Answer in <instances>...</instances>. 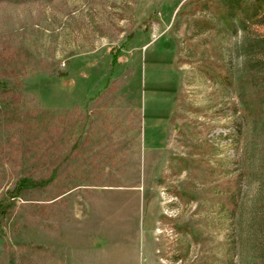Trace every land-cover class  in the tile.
Returning a JSON list of instances; mask_svg holds the SVG:
<instances>
[{
    "label": "rangeland",
    "instance_id": "374dc122",
    "mask_svg": "<svg viewBox=\"0 0 264 264\" xmlns=\"http://www.w3.org/2000/svg\"><path fill=\"white\" fill-rule=\"evenodd\" d=\"M263 72L264 1L0 0V264H264Z\"/></svg>",
    "mask_w": 264,
    "mask_h": 264
},
{
    "label": "trees",
    "instance_id": "16d2710c",
    "mask_svg": "<svg viewBox=\"0 0 264 264\" xmlns=\"http://www.w3.org/2000/svg\"><path fill=\"white\" fill-rule=\"evenodd\" d=\"M257 1V3H259V2H262V1H264V0H256ZM111 54V56H112V61H111V64L113 65L114 63H116L117 62V58H118V53H119V49L118 50H112L111 52H110ZM263 75H264V72H263ZM5 91H7L6 93H10V92H12V93H14V92H16V90H15V87H13V86H10L9 84L7 85V83H5V82H3V81H0V92L2 93V92H4L5 93ZM14 101V100H13ZM13 104L14 103H16L15 101L14 102H12ZM18 103H19V105H18V107H16V117H15V119H18V121L16 122L17 124H19V125H21V126H23V125H25L26 126V120L27 119H25L24 118V115H25V117L27 116V115H30V114H35V113H38V111L36 110V108L34 107V109H33V107H30V106H28L27 105V102H26V99H25V97H19V99H18ZM20 105L22 106V107H20ZM21 115V116H20ZM23 116V117H22ZM18 126V125H17ZM24 129V128H23ZM20 142V141H19ZM27 146H28V143H26V142H24L23 144H19V146H17V147H19V149L22 147V149H23V151H22V158H24V156H25V154H24V151H25V147L27 148ZM40 149V148H39ZM37 150V149H36ZM40 150H43L44 152H46L48 149L47 148H41ZM25 185H31V187L32 186H35L34 187V189L35 190H37V184H36V182H34L33 181V179L31 180V178H24V179H22L21 181H20V183L17 185V191L18 192H20L21 191V189L25 186Z\"/></svg>",
    "mask_w": 264,
    "mask_h": 264
}]
</instances>
